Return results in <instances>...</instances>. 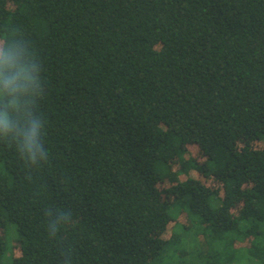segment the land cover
Returning <instances> with one entry per match:
<instances>
[{"label": "trees", "instance_id": "16d2710c", "mask_svg": "<svg viewBox=\"0 0 264 264\" xmlns=\"http://www.w3.org/2000/svg\"><path fill=\"white\" fill-rule=\"evenodd\" d=\"M0 264H264V0H0Z\"/></svg>", "mask_w": 264, "mask_h": 264}, {"label": "rangeland", "instance_id": "374dc122", "mask_svg": "<svg viewBox=\"0 0 264 264\" xmlns=\"http://www.w3.org/2000/svg\"><path fill=\"white\" fill-rule=\"evenodd\" d=\"M255 147H261L262 145H263V143H262V141H256V142H254V144H253ZM206 183L208 184V185H214L215 183H214V181L210 178V179H208L207 181H206ZM181 221H183V220H181ZM14 242H13V246H12V253H13V255H17L18 254V249H17V246H14Z\"/></svg>", "mask_w": 264, "mask_h": 264}, {"label": "clouds", "instance_id": "9594fccd", "mask_svg": "<svg viewBox=\"0 0 264 264\" xmlns=\"http://www.w3.org/2000/svg\"><path fill=\"white\" fill-rule=\"evenodd\" d=\"M35 136V132L32 133V136L28 138V144L27 146L29 147V149H31L32 146V138Z\"/></svg>", "mask_w": 264, "mask_h": 264}]
</instances>
